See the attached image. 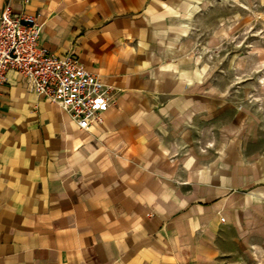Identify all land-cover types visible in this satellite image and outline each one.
Masks as SVG:
<instances>
[{
	"label": "crops",
	"instance_id": "0c3cea01",
	"mask_svg": "<svg viewBox=\"0 0 264 264\" xmlns=\"http://www.w3.org/2000/svg\"><path fill=\"white\" fill-rule=\"evenodd\" d=\"M195 6L0 0L115 92L104 123L82 130L8 72L0 264H264V130L202 81Z\"/></svg>",
	"mask_w": 264,
	"mask_h": 264
},
{
	"label": "rangeland",
	"instance_id": "374dc122",
	"mask_svg": "<svg viewBox=\"0 0 264 264\" xmlns=\"http://www.w3.org/2000/svg\"><path fill=\"white\" fill-rule=\"evenodd\" d=\"M191 1L188 40L202 81L264 130V0Z\"/></svg>",
	"mask_w": 264,
	"mask_h": 264
},
{
	"label": "built area",
	"instance_id": "2783aa9c",
	"mask_svg": "<svg viewBox=\"0 0 264 264\" xmlns=\"http://www.w3.org/2000/svg\"><path fill=\"white\" fill-rule=\"evenodd\" d=\"M43 25L35 15H0V86L16 71L29 90L57 105L82 130L103 124L114 89L85 69L73 54L56 56L40 45Z\"/></svg>",
	"mask_w": 264,
	"mask_h": 264
}]
</instances>
